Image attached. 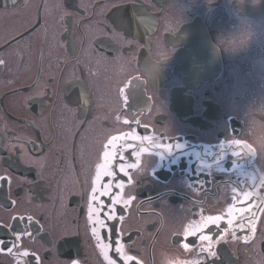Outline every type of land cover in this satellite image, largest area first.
<instances>
[{
  "label": "flooded vegetation",
  "instance_id": "flooded-vegetation-1",
  "mask_svg": "<svg viewBox=\"0 0 264 264\" xmlns=\"http://www.w3.org/2000/svg\"><path fill=\"white\" fill-rule=\"evenodd\" d=\"M0 61V264H107L87 215L113 137L116 264V239L129 264L193 261L185 226L264 198V0H0ZM20 216L38 224L15 241ZM241 223L221 256L264 264V211Z\"/></svg>",
  "mask_w": 264,
  "mask_h": 264
},
{
  "label": "snow or ice",
  "instance_id": "snow-or-ice-1",
  "mask_svg": "<svg viewBox=\"0 0 264 264\" xmlns=\"http://www.w3.org/2000/svg\"><path fill=\"white\" fill-rule=\"evenodd\" d=\"M136 8L133 5L132 11L127 12L122 9H118L117 13L114 16L113 22L117 25V27L121 28L125 31H130L133 25L136 23ZM3 63V61H0ZM67 94V93H66ZM80 99H83V95H81ZM145 140L148 138L145 137ZM120 137H113L108 141V143L104 146L105 151L102 155V160L100 164L96 165V174L92 180L91 192L88 198V215L87 220L91 229V235L96 241V247L99 250L100 254L103 256L104 260L107 264H116V261L113 260L108 255V250L111 249V242L106 243L104 239L101 238L99 229L106 228L107 225L105 221L101 219V210L105 207L104 200L101 197L108 196L111 199V204L108 205V211L103 212V216L108 220L116 219V210L115 205L119 204L121 201L117 198V196H110L112 190V178L114 177V173L112 171V161L115 159L117 153L115 151V142L119 141ZM234 145L239 146V141H233ZM110 146H112V150H110ZM156 147L164 150V151H172L173 149H178L179 145H155ZM234 155H238L237 152L233 153ZM120 158L123 159L122 153L120 154ZM120 170L123 172L125 168L121 165ZM125 174H127L125 172ZM107 176L109 177V181L107 184H101L103 178ZM6 179L5 177H0V180ZM10 183V182H9ZM117 187L121 185L117 184ZM246 197L251 196V193H245ZM14 204L15 201H12ZM125 203H127L125 201ZM255 203V202H254ZM261 204H264V198H261L260 203L255 204V208H253L252 204H249L247 208H239L233 209L229 208L227 212V219L220 215L215 216H206L203 217L200 222H192L191 225L185 226L183 235L186 241H188L189 237L196 238V256L197 259L193 261H187L185 264H227V261L221 256L220 253V245L222 242H227L229 236L231 238L236 239V229L239 228L243 230L244 223L241 221L246 220L249 225V232H253L255 230V220L257 219V211H264V207H261ZM98 205V206H97ZM13 222L19 221L21 225V230L12 231L13 225L9 224L7 227L11 234L15 237V241H18L22 235H26L31 238L33 234L32 226L33 224H38V221H33L31 216L24 217H13ZM224 223L227 226L221 228V224ZM27 224L29 231L27 233L22 231L23 226ZM215 226L217 229H220V233L215 238L213 237L212 232L210 231L211 227ZM250 239V236H245L244 240L247 242ZM15 241H13V246H15ZM3 241H0L2 244ZM123 245L119 239L115 240V252L119 254L120 258L124 261V264H129V261L133 260V257L130 255H126L123 251ZM184 250H191L193 247L192 242L188 241L182 244ZM7 252L12 254V247L7 248ZM23 256L29 257L30 254L28 252H24ZM35 264H40L39 257L36 258ZM71 264H78V261L72 260ZM139 264V262H137Z\"/></svg>",
  "mask_w": 264,
  "mask_h": 264
},
{
  "label": "clouds",
  "instance_id": "clouds-1",
  "mask_svg": "<svg viewBox=\"0 0 264 264\" xmlns=\"http://www.w3.org/2000/svg\"><path fill=\"white\" fill-rule=\"evenodd\" d=\"M260 179H261V182L264 183V175H262V176L260 177Z\"/></svg>",
  "mask_w": 264,
  "mask_h": 264
}]
</instances>
